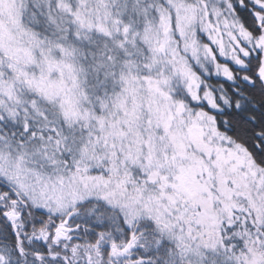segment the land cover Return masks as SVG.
Here are the masks:
<instances>
[{
  "label": "snow or ice",
  "instance_id": "1",
  "mask_svg": "<svg viewBox=\"0 0 264 264\" xmlns=\"http://www.w3.org/2000/svg\"><path fill=\"white\" fill-rule=\"evenodd\" d=\"M0 264H264V0H0Z\"/></svg>",
  "mask_w": 264,
  "mask_h": 264
}]
</instances>
